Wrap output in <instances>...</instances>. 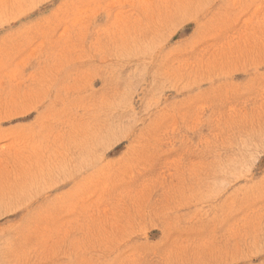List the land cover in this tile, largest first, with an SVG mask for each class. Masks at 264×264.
<instances>
[{
    "label": "rangeland",
    "instance_id": "1",
    "mask_svg": "<svg viewBox=\"0 0 264 264\" xmlns=\"http://www.w3.org/2000/svg\"><path fill=\"white\" fill-rule=\"evenodd\" d=\"M0 264H264V0H0Z\"/></svg>",
    "mask_w": 264,
    "mask_h": 264
}]
</instances>
